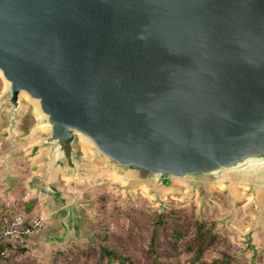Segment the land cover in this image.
I'll use <instances>...</instances> for the list:
<instances>
[{
  "label": "water",
  "instance_id": "95a60500",
  "mask_svg": "<svg viewBox=\"0 0 264 264\" xmlns=\"http://www.w3.org/2000/svg\"><path fill=\"white\" fill-rule=\"evenodd\" d=\"M0 74V159L24 147L28 97L47 124L31 138L41 152L31 186L54 208L70 200L62 175L97 176L78 159L82 138L129 190L224 185L232 200L255 190L262 228L264 0H0ZM79 208L59 209L66 234Z\"/></svg>",
  "mask_w": 264,
  "mask_h": 264
},
{
  "label": "rangeland",
  "instance_id": "374dc122",
  "mask_svg": "<svg viewBox=\"0 0 264 264\" xmlns=\"http://www.w3.org/2000/svg\"><path fill=\"white\" fill-rule=\"evenodd\" d=\"M5 89L0 74V130L5 128L9 112ZM25 98L27 107L19 137L24 147L15 152L8 166L5 162L0 165L1 174V170L7 169V176L0 177V194L7 193L3 201L13 211L12 217L25 214L24 202L37 197L38 203L29 215L41 214L45 219L43 226L27 238L26 251L10 258L11 252L7 251L8 259L0 260V264H88L80 251L102 244L129 255L137 264H155L157 259L166 264H200L184 247L201 222L218 236L217 243L204 253L201 261L264 264V221L261 229L253 226L257 212L255 190L240 186L241 194L234 200L219 193L224 185L214 186L213 193L207 194L201 188L191 192L186 183L176 181L174 191L163 198L156 197L146 183L129 190L126 182L104 164L94 163L92 144L82 138L77 141L78 159L94 164L97 176L80 183L74 176H61L59 187L70 200L59 209L71 203L80 207L78 228L66 234L63 218L57 214L59 209L31 187L32 178L40 173L41 163V152H34L31 138L44 131L47 124L34 102ZM4 144V140L0 141V147ZM177 231L182 232L181 237H176ZM18 239L14 240L15 246L22 241Z\"/></svg>",
  "mask_w": 264,
  "mask_h": 264
},
{
  "label": "trees",
  "instance_id": "16d2710c",
  "mask_svg": "<svg viewBox=\"0 0 264 264\" xmlns=\"http://www.w3.org/2000/svg\"><path fill=\"white\" fill-rule=\"evenodd\" d=\"M38 203V198H32L23 205V211L25 216H27L24 225L18 229V237L21 243L18 246H15L13 243L16 241L14 235L9 236L8 238H3L0 240V260H7L11 255H14L17 252H25L27 249V238L32 234L26 232V229L31 227L32 216L29 215L36 207ZM13 213L12 210L7 209L5 206L0 208V228H3L7 220L12 219L11 216ZM159 223H162L159 221ZM156 232V231H155ZM155 236V234H154ZM181 237L182 232L177 231L176 237ZM155 239V238H154ZM15 240V241H14ZM218 241V236L214 234L212 229L208 228L203 222L198 223L194 235L186 243L184 249L188 253L194 255V261L199 262L200 264H220L221 261L216 259L211 262L202 260L204 253L210 249ZM15 246V247H14ZM10 251L8 256L6 252ZM155 248L152 247V252H155ZM80 254L84 256L88 264H137L129 255H126L114 248H110L107 245H100L98 248L93 247L89 250L83 249L80 251ZM78 259V258H77ZM223 263L228 264V261H223ZM155 264H166L160 260H156Z\"/></svg>",
  "mask_w": 264,
  "mask_h": 264
},
{
  "label": "built area",
  "instance_id": "2783aa9c",
  "mask_svg": "<svg viewBox=\"0 0 264 264\" xmlns=\"http://www.w3.org/2000/svg\"><path fill=\"white\" fill-rule=\"evenodd\" d=\"M26 218L27 216L20 214L13 217L12 219L7 220L5 226L3 228H0V240L3 238H8L11 235H14L15 238H17L19 234L18 229L24 225ZM44 219H45L44 216L41 214L32 217L31 219L32 228L31 227L27 228L26 232L29 234L35 233L38 228L43 226Z\"/></svg>",
  "mask_w": 264,
  "mask_h": 264
},
{
  "label": "crops",
  "instance_id": "0c3cea01",
  "mask_svg": "<svg viewBox=\"0 0 264 264\" xmlns=\"http://www.w3.org/2000/svg\"><path fill=\"white\" fill-rule=\"evenodd\" d=\"M13 158V157H12ZM12 158L9 160V159H6V158H4V159H0V165L2 164V163H6V165L8 166V160H9V162H11V160H12ZM14 160V159H13ZM1 169H3V168H1ZM2 171V173L3 174H1V172H0V177L2 176V175H4V174H6V176H7V169H5V170H1ZM15 171V170H14ZM8 175H9V172H8ZM1 187V186H0ZM32 187V186H31ZM6 195H7V193L5 194V195H1L0 194V206L2 207V206H5V203H4V199H6L5 197H6ZM3 201V202H2ZM6 207V206H5ZM7 208V207H6ZM7 209H9V208H7Z\"/></svg>",
  "mask_w": 264,
  "mask_h": 264
},
{
  "label": "bare ground",
  "instance_id": "6f19581e",
  "mask_svg": "<svg viewBox=\"0 0 264 264\" xmlns=\"http://www.w3.org/2000/svg\"><path fill=\"white\" fill-rule=\"evenodd\" d=\"M6 85H7V81H6ZM38 108V107H37ZM38 111V110H37ZM38 114H40L41 115V117L43 118L44 117V115L41 113V112H39L38 111ZM88 147V146H87ZM119 179H124L123 177H121V176H117Z\"/></svg>",
  "mask_w": 264,
  "mask_h": 264
}]
</instances>
